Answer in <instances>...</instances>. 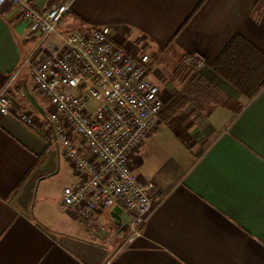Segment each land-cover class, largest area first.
Segmentation results:
<instances>
[{
	"label": "crops",
	"instance_id": "obj_1",
	"mask_svg": "<svg viewBox=\"0 0 264 264\" xmlns=\"http://www.w3.org/2000/svg\"><path fill=\"white\" fill-rule=\"evenodd\" d=\"M102 25L130 53L148 54L163 103L184 86L174 74L183 55L204 62L209 92L160 117L132 154L136 177L152 183V211L127 241L131 215L120 205L94 222L63 207L71 164L16 116L46 117L24 65L38 35L1 9L0 86L10 81L12 109L0 113V264H264V0H70L59 28ZM235 35L258 53L248 54L252 71L226 76L212 62Z\"/></svg>",
	"mask_w": 264,
	"mask_h": 264
},
{
	"label": "built area",
	"instance_id": "obj_2",
	"mask_svg": "<svg viewBox=\"0 0 264 264\" xmlns=\"http://www.w3.org/2000/svg\"><path fill=\"white\" fill-rule=\"evenodd\" d=\"M69 6L70 0L42 9L30 0H0V10L14 9L38 35L24 65L47 102L46 117L22 110L16 116L52 140L71 164L75 182L62 189L63 207L94 222L99 211L120 205L131 215L126 238L132 241L152 211V183L136 177L130 159L159 124L163 101L148 77V54L118 45L108 25L60 30ZM188 63L196 69L204 64L196 57ZM9 86H0L1 114L12 109Z\"/></svg>",
	"mask_w": 264,
	"mask_h": 264
},
{
	"label": "trees",
	"instance_id": "obj_3",
	"mask_svg": "<svg viewBox=\"0 0 264 264\" xmlns=\"http://www.w3.org/2000/svg\"><path fill=\"white\" fill-rule=\"evenodd\" d=\"M249 53L258 52L242 37L235 35L212 62V68L221 74L224 71L242 74L244 68L252 71V60L247 58ZM190 58L188 55H183L175 67L174 74L184 81V86L181 91L176 92L163 103L159 111V117L164 115L165 118L182 108L188 101L194 102L198 97L208 94L210 89L209 84L201 76L200 72L188 63ZM225 75L228 76L227 74ZM242 77L243 75L240 78ZM239 85L241 86L240 82ZM254 92L251 91L248 95L252 96Z\"/></svg>",
	"mask_w": 264,
	"mask_h": 264
}]
</instances>
